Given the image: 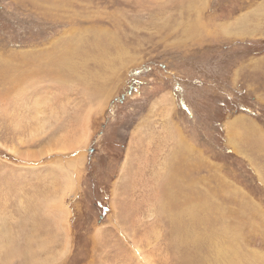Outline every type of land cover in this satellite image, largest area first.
<instances>
[{"label": "rangeland", "instance_id": "rangeland-1", "mask_svg": "<svg viewBox=\"0 0 264 264\" xmlns=\"http://www.w3.org/2000/svg\"><path fill=\"white\" fill-rule=\"evenodd\" d=\"M141 263L264 264V0H0V264Z\"/></svg>", "mask_w": 264, "mask_h": 264}, {"label": "bare ground", "instance_id": "bare-ground-1", "mask_svg": "<svg viewBox=\"0 0 264 264\" xmlns=\"http://www.w3.org/2000/svg\"><path fill=\"white\" fill-rule=\"evenodd\" d=\"M51 96V95H50ZM56 119V118H55ZM85 121H86V119H85ZM231 123V122H230ZM232 124V123H231ZM170 125V124H169ZM234 126V125H233ZM171 128H172V125H171ZM249 128H251V127H249ZM231 129H233V127L231 126L230 127V131H231ZM172 130V129H171ZM174 131V130H173ZM228 131V130H227ZM233 131H234V129H233ZM175 132V131H174ZM229 132V131H228ZM171 133V132H170ZM176 133H177V131H176ZM176 136V135H175ZM177 139H178V137H177ZM181 141H182V139H181ZM87 142V141H86ZM177 142H179V141H177ZM74 144V143H73ZM75 144H77V143H75ZM181 144V143H180ZM179 145V144H178ZM80 157V156H79ZM80 163V162H79ZM78 163V164H79ZM75 164V163H74ZM76 165V164H75ZM74 166V165H73ZM75 167V166H74ZM172 167H174V166H172ZM76 168V167H75ZM177 168V167H176ZM77 169V168H76ZM181 170V169H180ZM74 171H76V170H74ZM73 171V172H74ZM173 172V171H172ZM175 172H177V170H175ZM178 172H179V170H178ZM170 173V172H169ZM168 172L166 173V179L163 181V184H164V188L165 187H171V188H173V187H177V185H175V183H177L176 182V175H177V173H176V175L174 174V172H173V174L171 175V174H169ZM171 175V176H170ZM161 177H162V174H161ZM182 179V178H181ZM72 185V184H71ZM183 187V186H182ZM70 190H71V186L69 185V187H68ZM170 188V189H171ZM167 191V190H166ZM177 193V192H176ZM168 194H170V193H168V192H164V198L165 199H170V196H168ZM171 197H173L172 195H171ZM175 197V196H174ZM187 198V197H186ZM164 199V200H165ZM178 199V198H177ZM167 201V200H166ZM188 213L190 212V211H187ZM181 213H183V212H181ZM185 214V213H184ZM191 214V213H190ZM198 214V213H197ZM187 215V214H186ZM179 222V221H178ZM231 251V250H230ZM139 252V251H138ZM142 253V252H141ZM136 254V253H135ZM139 254V255H138ZM137 255L138 256H140L141 257V254L140 253H138ZM143 254V253H142ZM227 254V253H226ZM137 257V256H136ZM139 257V258H140ZM138 258V257H137ZM141 259V258H140ZM142 264V263H141Z\"/></svg>", "mask_w": 264, "mask_h": 264}]
</instances>
